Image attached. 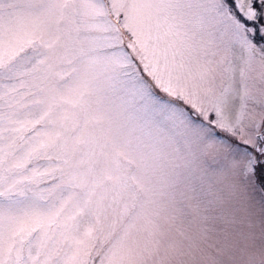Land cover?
I'll list each match as a JSON object with an SVG mask.
<instances>
[{
  "label": "snow or ice",
  "instance_id": "obj_1",
  "mask_svg": "<svg viewBox=\"0 0 264 264\" xmlns=\"http://www.w3.org/2000/svg\"><path fill=\"white\" fill-rule=\"evenodd\" d=\"M0 264H264V0H0Z\"/></svg>",
  "mask_w": 264,
  "mask_h": 264
}]
</instances>
